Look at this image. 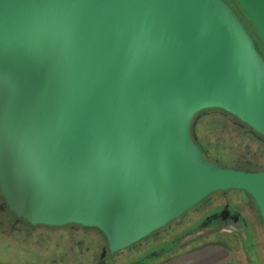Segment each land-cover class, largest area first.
<instances>
[{
	"label": "water",
	"instance_id": "1",
	"mask_svg": "<svg viewBox=\"0 0 264 264\" xmlns=\"http://www.w3.org/2000/svg\"><path fill=\"white\" fill-rule=\"evenodd\" d=\"M234 1L251 27L225 0H0L14 216L96 229L112 255L218 193H245L264 220V173L209 161L192 132L222 110L264 138V0Z\"/></svg>",
	"mask_w": 264,
	"mask_h": 264
},
{
	"label": "flooded vegetation",
	"instance_id": "2",
	"mask_svg": "<svg viewBox=\"0 0 264 264\" xmlns=\"http://www.w3.org/2000/svg\"><path fill=\"white\" fill-rule=\"evenodd\" d=\"M225 1L239 12L234 0ZM218 122L224 125L231 123L235 128L237 127L240 129L244 135L249 136L250 139L258 145L260 154L258 155L255 153L253 157L242 156L236 160L227 159L223 155L212 158V149L208 147L205 139L200 136L201 134L199 135L200 127L202 126L197 123L195 126L199 132L198 135L201 137H199L201 141L198 144L202 148L205 156L209 158L211 162L221 164L229 169L264 173V163L257 161L259 159L264 160V138L255 134L249 127L241 122L239 123L231 120H219ZM196 140H198V137H196ZM172 225H176L180 233L176 237H173L175 235L174 233L173 236L170 238L168 237L167 243L162 249L163 255L175 251L180 246L179 242H181L182 239L186 240L189 237H196V235L202 232L213 230L216 233H227L233 238V242L237 240L240 244H244L249 259L248 263L264 264V220L261 217L255 201L245 193L236 191L214 194L194 210L185 214L181 219L164 229V231L176 230L172 229ZM0 227L2 229L0 235V250L7 256L11 254V252L15 253L14 261L12 262L11 260L12 264H57L58 260L61 264H73V240L75 237L80 240V242L76 244L79 246L83 244L87 246L86 254L90 253L92 255L86 256L82 264H128L130 262L127 261L131 260L130 258L128 260V258L124 259L122 257L126 251L112 255L108 250L105 237L97 230L74 225L62 228L45 226L33 227L25 221L18 220L7 208L1 194ZM38 230H44V232L39 235L40 238L38 240H47V238L42 236L48 234V236L52 237L51 234H54L53 239L50 238V241H54V243L50 244V249L48 250L50 253L48 257L42 256V246L37 248L27 243L29 238ZM160 233L161 231L147 239H151L152 242H150V244L148 242L146 245L139 244V249L143 251L144 256L149 257L151 254H154L155 249L153 248L164 242L163 240L161 243L155 242V240L159 238H165L166 235L160 237ZM94 237L103 238L104 245L101 246L97 244ZM60 238L66 241V245H64L62 250L58 244ZM68 243H70V245H68ZM96 251H99L98 257H96ZM193 252L194 251H192V253ZM189 253L191 254V252ZM21 257L24 258L21 259ZM62 257H65V259Z\"/></svg>",
	"mask_w": 264,
	"mask_h": 264
},
{
	"label": "rangeland",
	"instance_id": "3",
	"mask_svg": "<svg viewBox=\"0 0 264 264\" xmlns=\"http://www.w3.org/2000/svg\"><path fill=\"white\" fill-rule=\"evenodd\" d=\"M201 119V118H199ZM208 119H205L200 127V136H202L203 139H205L207 145L209 148L212 149L211 157L215 158L216 156L223 155L227 159L236 160L239 157L242 156H251L253 157L255 153L258 155V145L250 139L249 136L244 135L240 129L237 127L235 128L233 124H221L220 122H217L213 124L212 122H209L207 124ZM213 121V120H212ZM261 163H264V160H257ZM229 192H236V191H229ZM172 229L176 230H166L161 231L160 237L165 238H159L155 240V242H160L163 240L164 242L161 243L159 246H155L154 254H151V256L146 257L144 256V253L142 250L139 249L140 245L136 246L135 248L129 249L126 251V253L123 254V258L129 260L130 262L128 264H167L170 263L172 260H177L182 257L189 256L193 254V256L196 255V257H205L207 256L208 260L202 262V264H214L217 262V259L221 258L217 264H226V263H235V264H250L248 263V256L244 248V244H240L237 240L236 242L232 241V237L227 233H216L213 230H209L206 232H202L199 235H196V237H189L186 240L182 239L181 242H179L180 246L173 252L165 253L163 255V247H165L168 237L170 238L173 236V233L175 234L173 237H176L180 232L177 229L176 225H172ZM1 227H0V235H1ZM178 231V232H177ZM44 232V230H38L35 232L31 238L27 241V243L33 247H41V250L43 251L42 256L48 257L50 251V244H53L54 241H50V238L53 239L54 234L52 233V237L48 236V234H45V237L47 240H38L40 238V234ZM48 236V237H46ZM96 243L99 245H104L103 238L99 237L96 238ZM1 240V237H0ZM57 240V238H56ZM55 240V242H56ZM80 242L79 239L75 237L73 240V264H82V261H84V258L86 256H92L90 253L86 254V248L87 246L77 245L76 243ZM147 242L150 244L151 239L145 240L141 243V245H146ZM244 243V242H243ZM58 244L60 245V249L62 250L64 245H66V241L63 238H60L58 240ZM70 245V243H68ZM161 246V247H160ZM222 247L223 248V254L219 256H214L212 253L215 251L213 247ZM247 246V244H246ZM60 250V251H61ZM217 250V249H216ZM192 251H194L192 253ZM83 252V253H81ZM191 252V254L189 253ZM60 254V252H59ZM99 256V251H96V257ZM222 256V257H221ZM24 257H21L23 259ZM65 259V257H62ZM15 259V253L11 252V254L4 255V252L0 250V264H12V262ZM12 260V262H11ZM81 262V263H80ZM214 262V263H213ZM57 264H61L58 260Z\"/></svg>",
	"mask_w": 264,
	"mask_h": 264
},
{
	"label": "trees",
	"instance_id": "4",
	"mask_svg": "<svg viewBox=\"0 0 264 264\" xmlns=\"http://www.w3.org/2000/svg\"><path fill=\"white\" fill-rule=\"evenodd\" d=\"M237 10H239L238 8H237ZM239 14H240V16H242L244 19H245V17H244V15H243V13L242 12H238ZM245 21H246V23L251 27V25L248 23V21L245 19ZM252 29V28H251ZM252 31H253V29H252ZM255 37L257 38V36H256V34H255ZM257 40H258V42H259V47H260V51L262 52V55H263V57H264V46H263V44H262V42L257 38ZM199 116H200V118L201 119H199L198 120V125L200 124L201 125V123L205 120V119H208L209 118V120L207 121V124L209 123V122H212L213 124H215V123H217L219 120H224V121H229V120H231V121H236V122H239L236 118H234L232 115H230V114H228V113H226V112H224V111H222V110H207V111H204V112H202V113H200L199 114ZM213 120V121H212ZM240 123V122H239ZM192 132H193V137L195 138V140H196V137H198V140H196L195 142L197 143V145H199L198 143L201 141V139H199V135H198V130H197V127L196 126H193V128H192ZM202 137V136H201ZM200 137V138H201ZM208 160L210 161V159L208 158ZM88 229V228H87ZM93 230H96V229H93ZM98 231V230H97Z\"/></svg>",
	"mask_w": 264,
	"mask_h": 264
},
{
	"label": "crops",
	"instance_id": "5",
	"mask_svg": "<svg viewBox=\"0 0 264 264\" xmlns=\"http://www.w3.org/2000/svg\"><path fill=\"white\" fill-rule=\"evenodd\" d=\"M213 249L215 250L212 253L214 256L217 257V256L223 254V251H222L223 248L222 247H218V246L216 247L215 246V247H213ZM220 259L221 258H219V260ZM207 260H208L207 256H205V257H196V255L193 256V254H191L189 256L182 257V258L174 260V261L172 260L170 263H167V264H202V262L207 261ZM219 260L217 259V262H215V263L213 262V263L217 264L219 262Z\"/></svg>",
	"mask_w": 264,
	"mask_h": 264
}]
</instances>
